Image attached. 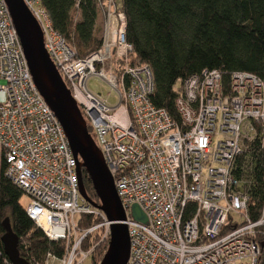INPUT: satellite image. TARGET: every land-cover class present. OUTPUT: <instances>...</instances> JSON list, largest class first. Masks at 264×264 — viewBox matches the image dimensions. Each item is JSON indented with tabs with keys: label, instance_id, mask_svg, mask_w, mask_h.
<instances>
[{
	"label": "built area",
	"instance_id": "obj_1",
	"mask_svg": "<svg viewBox=\"0 0 264 264\" xmlns=\"http://www.w3.org/2000/svg\"><path fill=\"white\" fill-rule=\"evenodd\" d=\"M24 2L114 177L127 215V264H261L264 207L254 220L249 196L232 171L249 143L264 136V80L237 71L225 86L219 70L180 78L178 121L152 100L151 66L129 64L134 46L117 0L102 4L103 43L83 57L53 27L42 0ZM95 77L115 92L116 104L90 89ZM0 93L6 175L30 197L26 212L36 226L66 244L62 257L49 253L43 263L26 261L84 264L110 239L111 222L81 194L78 159L34 81L6 0H0ZM133 205L146 214V223L134 218ZM85 214L99 223L79 227ZM97 233L100 241L86 249V238Z\"/></svg>",
	"mask_w": 264,
	"mask_h": 264
},
{
	"label": "trees",
	"instance_id": "obj_2",
	"mask_svg": "<svg viewBox=\"0 0 264 264\" xmlns=\"http://www.w3.org/2000/svg\"><path fill=\"white\" fill-rule=\"evenodd\" d=\"M106 0H42L53 27L76 48L80 57L99 49L103 43ZM126 15L127 40L134 46L129 64H149L156 91L154 104L167 110L176 120L175 101L181 94L178 80L204 70H219L225 86L234 72L253 73L264 80V0H117ZM261 133V129L259 128ZM259 134L237 157L232 173L241 181L249 196V212L256 220L264 207V147ZM90 198L99 202L92 181L84 173ZM25 192L7 175L5 160L0 161V264L11 262L6 255L2 221L10 218L19 238L21 257L36 263L45 262L49 253L62 257L65 241L50 240L36 226L22 206ZM191 209V208H190ZM192 209H194L192 205ZM94 215H81L79 227L99 223ZM98 234V233H97ZM109 240L95 249L91 262L99 264ZM91 246L87 237L84 247ZM264 264V242H261Z\"/></svg>",
	"mask_w": 264,
	"mask_h": 264
},
{
	"label": "water",
	"instance_id": "obj_3",
	"mask_svg": "<svg viewBox=\"0 0 264 264\" xmlns=\"http://www.w3.org/2000/svg\"><path fill=\"white\" fill-rule=\"evenodd\" d=\"M6 2L34 81L56 113L72 151L78 159L81 194L87 202L102 210L111 222V236L99 264H127L131 248L129 229L125 223L127 215L118 196L114 177L100 148L89 133L77 102L45 48L44 35L37 19L24 0H6ZM84 173L92 181L99 202L88 195L84 184ZM132 213L136 220L143 223L148 221L140 206L133 205ZM2 224L5 229L2 242L6 255L13 264H28L20 255L19 238L13 230L10 218H5Z\"/></svg>",
	"mask_w": 264,
	"mask_h": 264
},
{
	"label": "rangeland",
	"instance_id": "obj_4",
	"mask_svg": "<svg viewBox=\"0 0 264 264\" xmlns=\"http://www.w3.org/2000/svg\"><path fill=\"white\" fill-rule=\"evenodd\" d=\"M104 24H105V20H104ZM103 35H104V30H103ZM89 87L92 91L96 93H101L103 96H105L112 105L117 103L118 99L116 97L115 92H111L110 87L101 79L96 78V77L92 78L89 81ZM4 98H5V95L3 93H0V100L2 101L4 100ZM29 203H30V197L27 194H24V196L21 199L22 206L27 207ZM100 239H101V236L98 233L91 237V242L97 243L100 241ZM84 264H92L91 259L85 262Z\"/></svg>",
	"mask_w": 264,
	"mask_h": 264
}]
</instances>
